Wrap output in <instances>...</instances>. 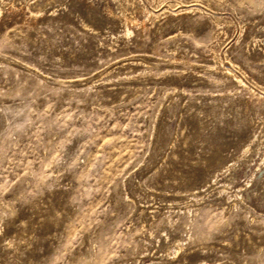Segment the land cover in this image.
I'll return each mask as SVG.
<instances>
[{
  "label": "rangeland",
  "instance_id": "1",
  "mask_svg": "<svg viewBox=\"0 0 264 264\" xmlns=\"http://www.w3.org/2000/svg\"><path fill=\"white\" fill-rule=\"evenodd\" d=\"M0 264H264V0H0Z\"/></svg>",
  "mask_w": 264,
  "mask_h": 264
}]
</instances>
